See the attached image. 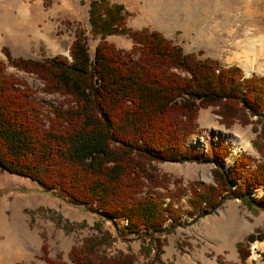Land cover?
I'll return each instance as SVG.
<instances>
[{
    "label": "trees",
    "instance_id": "16d2710c",
    "mask_svg": "<svg viewBox=\"0 0 264 264\" xmlns=\"http://www.w3.org/2000/svg\"><path fill=\"white\" fill-rule=\"evenodd\" d=\"M127 12L120 2L87 0L88 30L98 36L91 54L81 26L75 27L68 56L37 58L0 47L8 65L41 81L42 92L62 95L44 109L35 89L5 72L0 60V171L34 181L42 192L110 222L116 236L138 237L147 252L153 250L148 262L133 263L131 254L99 252L102 238L90 234L69 246L72 264H152L164 234L223 199L264 206V189L257 198L248 194L264 185V161L253 163L242 153L224 165L225 143L209 144L201 156L184 145L197 127L198 109L211 105L225 127L251 123L250 144L264 157V74L244 76L237 65L184 51L156 29L126 26ZM107 34L126 35L130 48H116ZM158 161L210 162L212 181H192L188 207L181 210L174 203L179 194L165 200L160 191L169 176L157 169ZM261 239L264 231L255 228L235 242L240 261L249 254V242ZM39 249L48 264H66L47 254L44 240ZM215 260L235 264L218 255Z\"/></svg>",
    "mask_w": 264,
    "mask_h": 264
},
{
    "label": "rangeland",
    "instance_id": "374dc122",
    "mask_svg": "<svg viewBox=\"0 0 264 264\" xmlns=\"http://www.w3.org/2000/svg\"><path fill=\"white\" fill-rule=\"evenodd\" d=\"M109 1L122 3L128 11L124 18L126 26H147L168 33L171 38H167L180 45L184 51L200 57L215 58L221 65L237 64L244 75L251 72L264 73L263 58L256 60L257 55L262 53L259 46H256L250 67L244 66L242 59H233L235 53L239 57L249 58L251 46H241L243 43L237 46V41L245 40L247 32L253 31L255 25L262 29L257 35L264 33V0ZM20 5L28 6V11H20ZM245 6L253 9L247 15L242 13ZM20 14H25V19H21L17 26L28 35V41L11 38L7 33L8 29L16 28V24L10 22V17ZM76 26L84 29L91 54L98 36L92 37L88 30L87 0H0V47L8 46L12 54L37 58L56 53L68 56V44ZM34 30L40 38H44L35 41ZM105 38L116 48L129 49L131 46V40L124 34H107ZM0 60L4 62L5 72L24 79L35 89V94L45 101L44 109L62 98L59 93L42 92L39 88L42 83L33 74L8 65L1 49ZM213 110L214 106L211 105L198 109L197 127L192 133L198 135L202 130H209L208 140L203 143L205 151L209 144L225 143L223 145H226L232 160L243 153L250 155L254 159L253 163L264 161V157L250 144L255 134L252 124L235 121L225 127L218 121V115ZM188 147L199 155L204 153L196 141ZM222 162L226 164L225 157ZM155 165L160 172L169 176L168 186L160 188L164 199L170 194H179L174 198V203L181 210L188 207L185 197L192 181H212L210 162L158 161ZM253 189L254 194L251 193ZM263 189L260 183L252 187L248 194L257 198ZM0 197L5 200L2 222L7 225L4 231L0 228V253L19 255L21 261L17 262L48 264L40 256L39 246L44 240L49 256L59 255L66 264H72L67 256L69 246L80 243L90 234L102 238L99 239L102 243L99 244V252L104 255L120 258L131 254L134 257L133 263L148 262L152 257L153 250L147 252V244H143L140 238L132 235L116 236L110 222L98 221L92 211L77 208L61 198L42 192L35 182L23 176L0 171ZM3 203L0 198V212ZM255 228L264 231V206L244 202L237 197L225 198L210 212L192 222L180 223L171 232L164 234L160 243L161 252L157 256L159 260L152 264H221L215 260L216 255L224 261H233L228 258L235 255V264H264V250L258 251L254 240L249 242V254L243 261L237 257L235 247L230 248L228 244L229 241L234 244ZM101 230L103 233L100 234ZM28 241L33 242V250L25 253L21 243L27 245Z\"/></svg>",
    "mask_w": 264,
    "mask_h": 264
},
{
    "label": "crops",
    "instance_id": "0c3cea01",
    "mask_svg": "<svg viewBox=\"0 0 264 264\" xmlns=\"http://www.w3.org/2000/svg\"><path fill=\"white\" fill-rule=\"evenodd\" d=\"M18 8H19L20 11H28V6H26V5H20ZM21 19H25V14L11 16L10 17V22L12 24H16V28L15 29H11L10 31L8 29L7 30V33H8V35H10L11 38H14V39H24L25 41H28V39H29L28 35L25 33L24 30H20L19 27L17 26L18 22ZM162 33L166 37L171 38V36L168 33H165L163 31H162ZM33 37H34V40L35 41H38L39 39H43L44 38V37L43 38H40V35H38L37 33H35V30H34ZM0 198H2L3 201H4V203L2 205V212H0V228L4 231L5 227L7 226L6 225V222L5 223L2 222V220H4L3 219L4 218L3 207H4V204H5V200H4L3 197H0ZM1 229H0V234L2 233V230ZM21 244L24 246V249L26 250L25 253L31 252L33 250V242L28 241V244L27 245H25L24 243H21ZM228 244H229V247L230 248L232 246L235 247V243L233 244L232 241H229ZM254 244H255V247L258 249V251L264 250V240H254ZM18 256L19 255H11V256H9V255H5L3 253H0V264H15L17 261H21L20 259H18ZM228 259H231V260L234 261L236 259V257L234 255L233 257H229Z\"/></svg>",
    "mask_w": 264,
    "mask_h": 264
},
{
    "label": "bare ground",
    "instance_id": "6f19581e",
    "mask_svg": "<svg viewBox=\"0 0 264 264\" xmlns=\"http://www.w3.org/2000/svg\"><path fill=\"white\" fill-rule=\"evenodd\" d=\"M245 7L246 8L242 12L243 15H247L251 10H253L252 8H247V6H245ZM253 21H254V19H253ZM261 31H262V29L259 26L256 27V25H255V29L253 31L247 32L245 40L240 39L237 41V46L241 43H243L241 46H251V48L249 49V58L247 56L239 57L235 53V56L233 57V59L234 58L235 59H237V58L242 59V62L239 60L238 61L243 63L244 66L250 67L251 63L253 62V56L256 53V49H257L256 46H259L262 50V53L257 55L256 60L259 58H263V60H262V62H263L264 61V33L257 35ZM253 44H255V45H253ZM231 160H232L231 155H228L226 157V161H227L226 163H229Z\"/></svg>",
    "mask_w": 264,
    "mask_h": 264
},
{
    "label": "built area",
    "instance_id": "2783aa9c",
    "mask_svg": "<svg viewBox=\"0 0 264 264\" xmlns=\"http://www.w3.org/2000/svg\"><path fill=\"white\" fill-rule=\"evenodd\" d=\"M193 140H195L196 143L202 144L203 141L207 140V136L204 137V134L202 132V133H200V135L193 136L191 139V142H193ZM202 147H203V145H202ZM254 191H255V189H253L251 193L254 194Z\"/></svg>",
    "mask_w": 264,
    "mask_h": 264
}]
</instances>
